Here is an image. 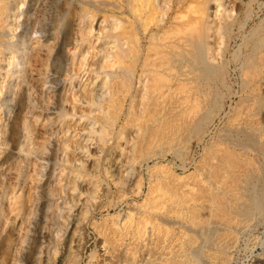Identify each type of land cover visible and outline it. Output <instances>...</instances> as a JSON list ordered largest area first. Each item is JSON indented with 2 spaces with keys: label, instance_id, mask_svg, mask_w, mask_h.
Returning a JSON list of instances; mask_svg holds the SVG:
<instances>
[{
  "label": "bare ground",
  "instance_id": "obj_1",
  "mask_svg": "<svg viewBox=\"0 0 264 264\" xmlns=\"http://www.w3.org/2000/svg\"><path fill=\"white\" fill-rule=\"evenodd\" d=\"M253 1L0 0V264L55 263L59 251L56 243L41 259L44 240L40 231L44 219L49 218L53 195L44 179L57 163L52 140L55 123L67 122V115L71 116L61 105L60 82L73 74L78 76L81 69L93 72L83 79L91 80V87L84 89L82 85L86 83L79 82V87H83L79 99L94 105L85 116L88 130L99 125L97 149L92 151L97 153V167L102 171L107 169L114 175L112 165L106 163L109 150L121 146V138L127 143L129 124L135 125L131 149L139 153V158L145 154L144 160L157 153L165 155L167 148L152 152V147L163 141L169 143L174 137L172 131L183 128L185 144L177 143L185 149L184 158L190 167L185 176L180 173L185 178L181 185L184 206L181 200L178 202L185 210L182 213L181 209L169 208L167 212L175 218L183 215L188 252L200 258H222L227 251L224 242L232 238L234 229L230 227H244L263 219L264 10L247 29L253 16ZM237 36L240 41L234 48ZM134 83L138 89L132 92ZM136 97L139 101L136 99L135 103ZM127 98L128 103L124 104ZM37 106L41 109L37 110ZM120 113L124 118L119 123L122 129L113 138L109 127H114ZM87 139L78 145L82 152L90 150ZM63 142L62 151L68 155V142L65 138ZM121 148L113 153L116 157L111 164L120 161ZM71 155L68 157L74 154ZM77 155L71 158L74 163L69 171L74 177L72 190L80 191L89 171L84 154ZM163 164L153 162L151 167L164 171ZM166 170L162 175L170 176ZM172 177L168 178L174 180L177 176ZM140 183L138 178L134 181L137 189ZM160 188L155 190L161 191ZM95 190L96 185L89 188V194ZM167 190L169 193L164 195L173 194L168 186ZM169 197H164L168 202L162 199L163 205L177 202ZM69 201L66 216L61 215L63 221L56 222L57 236L74 221L70 209L76 198L71 195ZM59 212L56 216H60ZM147 217L156 219L155 215ZM154 219L150 223L158 225ZM113 220L119 227L127 228L126 219ZM8 228L11 231L7 232ZM123 229H119L122 234L127 232ZM78 256L69 249L62 264H76ZM254 264H264V260Z\"/></svg>",
  "mask_w": 264,
  "mask_h": 264
},
{
  "label": "rangeland",
  "instance_id": "obj_2",
  "mask_svg": "<svg viewBox=\"0 0 264 264\" xmlns=\"http://www.w3.org/2000/svg\"><path fill=\"white\" fill-rule=\"evenodd\" d=\"M257 1L258 0L253 1V5H252L254 9L252 11L253 16L247 25V29L254 22L258 21L257 19L260 18L264 10V0H260L258 2ZM93 26H94V30H93L94 32L95 27H96L95 20H93ZM237 41H240L239 36L236 37L234 48L239 43ZM211 44L213 45V41ZM70 72L73 73V69ZM87 74L91 75L93 74V72L88 73V71H85V69H81L79 71L78 76L75 77L73 74L72 77L70 78L65 77V80H61L60 82L59 95L63 99V100L61 99L62 100L61 105L67 111V114L71 112V116L70 114L67 115V118L65 120L67 122H56L55 123L56 131L52 135V138H53L52 140L54 141V144H55L54 156L57 158V163L54 169L50 173H49V170L47 171L46 178L44 179V185H46L49 189H51V192H53V195H50V198H52V201H51V208L49 210V218L44 219L42 223V229L40 231L42 234L41 238L44 240V244L41 247L42 261L43 259H45L46 253L48 252L49 247L53 245V243H56V245L58 246V250H59L54 264H62L64 260V256L68 252L69 249H71L73 252H77L79 255L78 261L76 262V264H210V263L211 264H220V263H223V264H254L258 262L259 260H264V217L263 219H260L259 221L258 220L254 221V223L248 226L239 227L237 225H233V228L230 227V229L232 230L234 229L233 232L234 231L235 232L233 233L231 231L232 238L229 237L230 239L224 242V244L226 245L225 247L227 248L228 252L226 251L224 255H222L223 256L222 258L215 257L211 259L209 256L202 255L201 256L202 259H201L200 257L193 256V254L187 251L188 248L186 245L188 243L187 241H185L187 240V238H186V234L184 233L185 228H184L183 215L182 216L179 215L177 218H175L176 215L174 217L173 214L171 213L169 214V212H167L169 208L175 209V210L181 209L180 211L182 213L185 210V207H182L184 206V203H185V201H182L185 199L184 198L185 195L183 196L184 186L182 187L181 185L182 184L184 185V182H185L184 176L190 166L188 164V161L184 158V156L186 155L184 151L185 149H183L182 146L180 147V145L185 144V141L183 139L184 138L183 128L181 129L177 128V130L175 129L174 131H172V133L170 131L171 136L174 135V137H172L173 139L170 137L171 141H169V143L171 142L170 143L171 146L169 145V143L163 141L161 144L158 143L159 145H156L157 147L156 146L152 147V152H155L157 150L156 148H158L159 150L162 147L165 149L167 148V150H165L166 151L165 155L161 156L159 153H157L154 156L150 157L149 159L147 158L144 160L145 154L144 155L140 154V157L141 158L143 157L142 158L143 161H142V159L139 158V155H136L139 153H135L136 151L134 152V150L131 149L132 142H133V140L131 139H132V134L135 132V128H134L135 125L129 124V126H127L126 135L127 137L129 136L130 139L127 141V143H125L123 138H121L120 139L121 146L119 147H117V145L115 147L112 146V149L109 150L110 151L109 156L112 159L109 157L106 163L108 162L107 163L108 165H112L114 169L112 170L114 172V175H112L110 171H108L105 168H103L105 170L102 171V168L100 166H99L100 168L97 167L98 165H100V163L99 161L97 162V159H96L97 153L93 151L97 149L96 139L98 138L99 133L96 130L99 129V125L98 123H96L94 125L95 128L93 127L92 131L88 130L87 129L89 126L87 123L88 119L85 116V113L88 111L89 107L91 106L94 107V105H90L86 101L79 99L80 92H83L81 88L85 87L84 89H86V87L92 86L91 80H83ZM80 76L82 80H80ZM230 76H232V74ZM80 81H84V83H86L87 86L86 85L84 86L83 84L82 85L83 87L82 86L79 87ZM5 83H6V80H5ZM75 88L77 89V91ZM136 89H138V85L137 83H134L132 85L131 90L132 92H135ZM136 99L137 97L134 99L135 103L139 101L138 99H137L138 101ZM70 100H71V103H70ZM73 101L75 102L76 106ZM127 103H128V98H127V101L124 102V104H127ZM77 104L80 107L83 106V108L79 107L76 110ZM72 105H74V108H72ZM36 109L40 110L41 108L37 106ZM0 111H1V107H0ZM134 115L135 113H133L132 116ZM122 119L124 120L123 115L120 113L119 117L116 119L114 123V127L113 126H112L113 128L109 127V129L111 128L110 130L111 133L109 135H112L113 138L117 135V130H119L120 128ZM67 123H68V126H67ZM180 130L181 131L183 130L182 131L183 136ZM179 131H180V134H179ZM177 133L178 135L176 136ZM55 134L57 136L54 137ZM87 137L88 139L86 142L89 144L90 150L82 152V150L78 147V145L79 143H83L85 141V138ZM64 138L68 142V146H67L68 150L66 148V152L68 153V155L69 153L72 155L74 154L73 157H71L72 159H74V157H76L77 154H78L77 156L84 154L82 156L85 159V168H88L89 173L87 172L84 175L83 181L81 182V185H80L81 186L80 191L78 189L72 190V180L74 177H73V173L69 171V168H73L74 161L70 158V156L68 157V155L65 154L64 151H62L63 146H65L63 142ZM69 139H71V141H69ZM76 139H79L80 142ZM175 139H176V143H175ZM177 141L179 144L180 143L182 144L179 145ZM166 143L168 144V146ZM120 147H122L120 149V152H121V156H120L121 158L119 157L120 163L118 162L117 164L116 163L111 164L113 159H115L116 157V155L114 156L113 153L115 152V150H117ZM132 151L135 153L134 156H133ZM197 151H198V147L195 148V153ZM194 156H196L197 158L198 154L196 153ZM133 157L139 158L141 160L140 164H139L140 160L139 159L133 160L134 159ZM184 161H186L187 163ZM153 162L164 163L165 164V165L163 164L165 166V167L163 166L165 168L164 171H167L166 169H168V172H171L170 176L169 174L162 175V174H165L166 172H164L158 167L152 168L151 165L153 164ZM114 165L116 166L114 167ZM139 166L140 167L142 166V167L140 168ZM145 166L146 168H144ZM166 166H168L170 169L168 167L166 168ZM181 166H184V169H182ZM29 169H30V172H32L31 166ZM100 169L101 171H99ZM161 171H163V173ZM94 172H97V173L94 174ZM153 172H155L156 175L153 174ZM175 173L178 175H176ZM180 173L184 176L180 175ZM135 174H137V176ZM157 174L159 176H157ZM147 175L149 176V179ZM173 175L177 176L174 178V180H177L176 181L177 184L173 179H170ZM138 176L140 177L142 176L141 177L142 180ZM179 176H181V178L177 179ZM135 177H137L138 181L140 180L141 182L139 184L141 185L139 189H137V185H135L137 183L134 184V181L136 182V179H137ZM153 177L154 179L157 178V181L153 180ZM152 180L155 182H153ZM169 180L170 181L173 180V181L170 182ZM162 181L164 182L162 183ZM156 183H157V186H156ZM161 183L163 185H161ZM164 183L168 184L166 185L168 186L169 190L172 189L171 191H174L173 189L174 188L176 189L174 192L170 191V193H173L172 194L173 196L174 194H176L174 197L169 194V196L173 198L172 201L174 200L175 197H177V192H180V193L183 192L181 195L180 193H178L179 195L178 198H175L174 200L178 202V200L180 201L182 199L180 201L181 204L184 202L182 206L179 202L178 203L176 202L181 207L177 205L175 202L174 203L172 202L171 204L166 203V205L165 203L164 205L162 204L161 201H163L162 199H165L164 197L170 198L168 195H164L165 192L166 194L169 193V191L167 190V186ZM97 184L99 185V187H97L98 186ZM149 184L150 185L153 184V186H149ZM175 184L177 185L178 188L176 187ZM59 185H61L62 187ZM94 185H96L97 191L95 190L94 192H91V194H89V188H92V186ZM125 186L126 188H124ZM162 186H165L166 188L165 187L163 188ZM149 187H151V189L153 188V190L161 187L160 189L162 192L159 189H157V191L155 190V193L151 192L152 193L151 194L149 192V190H151ZM67 188L70 194H68L69 192L66 190ZM105 188L106 189L108 188L109 191H106ZM138 190L141 192H139ZM147 192L149 194V197L146 194ZM157 193L159 197H157L156 195ZM161 194L164 195V197L160 196ZM71 195L76 198L75 204L70 209L71 215L74 216V221L72 223L73 226L72 224H70L64 230L62 234L57 236L55 235V228L57 224L56 222L57 220L63 221L62 216H66L68 212L67 205L71 202L69 201ZM146 195H147V200L143 201ZM152 195L153 197L155 196L153 199H151ZM148 199L150 200V202L148 201ZM166 200L167 199H165L164 201L168 202ZM156 203H157L156 207H158L159 205L160 206L159 208H156L155 206H153ZM141 204H144L145 206L141 207L142 206ZM134 205L136 208L134 207ZM132 207H134V209H132ZM166 207L167 209H165ZM127 210L130 212H128ZM58 212L60 213V216H56V213ZM63 212H65V214ZM149 213L150 215H155L156 219L152 217L151 218L147 217V216H150L148 215ZM121 215L123 216L121 217ZM131 216L134 218V220ZM169 216L173 218H170ZM114 218H119L120 221L127 220V224L125 225L127 228H124L125 231H123V232L127 231L126 233L122 234V231H119V229H123V228L119 227L118 225L119 223L117 224L116 222H113ZM135 218L140 219L139 221L141 220L143 221L140 223ZM153 219L158 223V225H156V223L155 224L150 223L151 221H153ZM91 220L94 222H92ZM128 220L131 225L128 224L129 223ZM131 221L132 223L133 222L136 223L135 226L138 223V226L135 227L134 223L132 224ZM133 226L136 228L135 229L136 232L133 230L134 229ZM154 226H156L157 228H154ZM116 229L118 230V232ZM9 231H11V228L7 229V232ZM52 233L54 236H52ZM151 236L152 238L150 239ZM1 240L2 239H0V241ZM0 249H2L1 246H0ZM129 250H130L131 255L129 253ZM208 259L210 260V262H208ZM202 260L204 261V263ZM205 260L207 263L205 262Z\"/></svg>",
  "mask_w": 264,
  "mask_h": 264
}]
</instances>
